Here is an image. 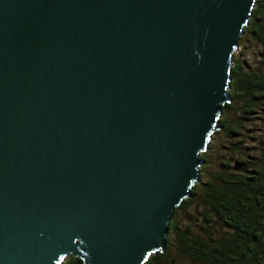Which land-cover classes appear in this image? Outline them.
I'll list each match as a JSON object with an SVG mask.
<instances>
[{
  "label": "water",
  "instance_id": "1",
  "mask_svg": "<svg viewBox=\"0 0 264 264\" xmlns=\"http://www.w3.org/2000/svg\"><path fill=\"white\" fill-rule=\"evenodd\" d=\"M256 1L0 0V264L166 251Z\"/></svg>",
  "mask_w": 264,
  "mask_h": 264
},
{
  "label": "trees",
  "instance_id": "2",
  "mask_svg": "<svg viewBox=\"0 0 264 264\" xmlns=\"http://www.w3.org/2000/svg\"><path fill=\"white\" fill-rule=\"evenodd\" d=\"M255 4L244 34L264 46V0ZM231 78L232 101L223 107L218 130L237 139L243 122L264 104V73L245 71L237 60ZM237 99L243 101L241 114L230 120L228 112L235 109ZM236 155L235 168L227 160L218 165L215 174H207L209 153L201 154L205 160L201 181L193 186L192 197L176 207L166 251L152 253L143 264H264V149L252 160L239 148ZM193 207L196 214L182 227L178 213H188ZM64 264L83 261L68 256Z\"/></svg>",
  "mask_w": 264,
  "mask_h": 264
},
{
  "label": "rangeland",
  "instance_id": "3",
  "mask_svg": "<svg viewBox=\"0 0 264 264\" xmlns=\"http://www.w3.org/2000/svg\"><path fill=\"white\" fill-rule=\"evenodd\" d=\"M239 43L240 46L236 50L233 63L239 60L245 71L255 70L264 73V46L255 39L245 36V34L242 36V39L240 38ZM242 104V99H237L234 102L235 109L233 108V110L228 112L227 118L232 120L234 117L240 116ZM259 108L255 114L250 115L249 119L243 122V128L237 139L227 138L222 130H218L213 135L208 150L210 164L207 168V174H215L218 165L227 160L235 168L238 148L242 154L250 157L249 160L260 156L262 149H264V104L259 106ZM192 214H196L194 207L191 211L189 208L188 213H178V219L182 227L190 223ZM197 218H199L198 214Z\"/></svg>",
  "mask_w": 264,
  "mask_h": 264
}]
</instances>
